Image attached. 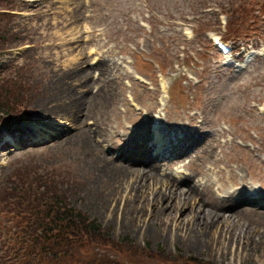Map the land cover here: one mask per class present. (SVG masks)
<instances>
[{
	"label": "rangeland",
	"instance_id": "obj_1",
	"mask_svg": "<svg viewBox=\"0 0 264 264\" xmlns=\"http://www.w3.org/2000/svg\"><path fill=\"white\" fill-rule=\"evenodd\" d=\"M220 13L239 20L226 57L211 42L226 37ZM0 15L7 16L0 22V146L12 124L34 129L28 138L36 141L24 147L14 131L11 146L0 147V210L19 185H55L112 241L133 248L93 258L90 249L76 248L66 264H264V244H235L228 234L205 228L209 219L193 217L235 189H219L217 182L213 198L204 192L201 185L215 181L218 169L225 177L236 174L249 188L247 197L264 205V0H0ZM202 18L205 32L197 25ZM55 93L81 103L50 117L65 125L56 132L55 126L43 128L35 114L36 105ZM167 129H184L188 143L201 146L174 159L177 146L167 163L149 171L155 182L144 181L135 165L130 197L117 175L110 178L104 159L122 165L124 152L167 153L170 147L149 149L157 131L166 133L163 141L176 142L179 133ZM69 136V143L52 142ZM167 178L182 191L194 185L201 195L170 196ZM183 199L193 213L178 224L170 205ZM153 210L154 220L138 222ZM5 215L0 264H13L20 249L12 246ZM225 224L264 238V216L256 211Z\"/></svg>",
	"mask_w": 264,
	"mask_h": 264
},
{
	"label": "bare ground",
	"instance_id": "obj_2",
	"mask_svg": "<svg viewBox=\"0 0 264 264\" xmlns=\"http://www.w3.org/2000/svg\"><path fill=\"white\" fill-rule=\"evenodd\" d=\"M164 87V85L162 86ZM45 89L47 90V85H45ZM56 96L57 93L51 94V96L47 95L46 98L42 99V101L40 102V106L36 105V115H38V118L36 119L41 126H43V128H48L51 126H55L57 131V128L61 129L62 127H64L65 125H63V123L61 122H52L50 119L53 118L52 115L60 113V112H65V111H73L75 108L80 107V100L77 97L76 102H71L69 101L67 98H64L63 100L59 98H57ZM68 100V101H67ZM51 117V118H50ZM154 120H157V118H155ZM154 129H158V127L154 126ZM168 130V129H167ZM183 131L179 130V129H169L168 131L170 132H178L179 134L177 135L176 138V142L174 140H172L171 138H166L165 141L164 140V136H166L165 134H161L159 131H157L156 133V137L155 139H153V141H151V146L149 147V149H153L155 146H159L160 149H166L167 147H170V151L167 153H159L158 155L152 156L150 154L147 153V150L145 148V150L143 152H133V154H128L127 152H124V155L126 158L123 160V164L120 165L118 164V162L114 159H107L105 158L104 160H106L109 164H107L106 166H108L107 168L109 169V175L110 178H115V176L117 175L118 178V182L121 181V183L119 185H124L125 189H128V195L131 197L130 192L132 189H130L131 184L136 182L134 180V171L136 170V168H133L135 165L139 166V168H141V176L143 177V180H148L149 182H155L157 180V177H154L152 174L149 173L150 170H153L156 168V166H159L161 162H164L165 160H167L168 157H172L175 151V149L178 146V150L175 151L174 154L175 158H178L179 153L183 152L185 154L189 152H195L201 145L196 146L197 145V140H193V141H189L191 136L188 133H185L184 129H182ZM14 131H18L19 133H17L18 138H19V144L23 145L24 147H26L27 145H33V143H35V140H29L28 137H33V130H31L29 127L26 126H15V125H11V127L9 129L5 130L4 135L6 137H4L5 142L1 144L0 147L2 146H6V145H10L11 146V137H12V133ZM49 132V131H48ZM52 132V131H51ZM54 132V133H55ZM33 133V134H32ZM40 134V133H39ZM51 134V133H50ZM61 137L63 136L64 133H58ZM23 135H25L26 137H22ZM195 138V137H194ZM54 137L49 136V140H53ZM71 140L70 136L66 137L64 140L58 141H52L53 143L57 145H62L64 143H69V141ZM22 142V143H21ZM113 143V142H112ZM145 143V142H144ZM182 143V144H181ZM188 143V144H187ZM38 144V143H36ZM181 144V145H179ZM148 146V145H146ZM115 145L111 144V149H114ZM153 147V148H152ZM121 155V156H122ZM190 155V154H189ZM189 155L187 156V158L189 157ZM120 156V155H119ZM216 159V158H215ZM191 160H189L190 163ZM215 164H218V160L216 159L215 161H213ZM167 163V162H164ZM163 163V164H164ZM174 163L173 160L170 161V164ZM162 164V165H163ZM223 171H225V169H218L216 170L214 173L217 175V179L215 181H212L209 184H204L201 185V187L204 189V192L206 194H208L209 197L213 198V193H212V187L215 185V183H219L220 186H218L219 189H225V190H234L228 195L229 199L228 200H217L216 197L214 196V198L216 200L211 201L212 203L214 202L215 204H211V206H208L207 208H202V209H198V211H194L193 213V208L189 205H187V200L183 199V201L178 200L177 202L175 200H172V205L171 208L174 209V214L171 216L172 221L175 223H180L181 219H185L187 217V212L189 214L193 213V217H198V218H205V219H209L206 223H205V228H209L211 230H214L215 232H217L218 235H225L228 234L230 239L233 241V243L237 244V243H252V244H257L259 245L260 243L264 244V238H260L261 236H257L255 238V236L253 235V231L247 230V231H243V230H236L234 228H230L229 225L225 224V221H228L229 219L236 217L237 214H241L243 216H246L249 212H257V215H259L260 217H263V213H264V205H260L258 203V201L255 200H251L250 198L247 197V193L249 191V188L247 186H242L240 180H237V176L236 174L232 175V177L229 175L228 177L224 176ZM229 172V171H228ZM196 175L200 174L195 170ZM129 178V181L127 182V177ZM227 176V174H226ZM167 181L171 182V184L168 182L166 183V189L170 188L171 190H169V194L168 195H172V196H176V194H179V192H182L183 195H185V198H189L191 197L192 199H194L195 197H197L198 195H201L198 192V188L194 185H192L190 188L183 190L182 189H178L177 187V182H175L174 180H171L169 178H167ZM207 183L209 182L208 180H206ZM230 186V187H229ZM138 188V187H137ZM136 188V189H137ZM138 190V189H137ZM136 191V190H135ZM135 194V192H134ZM133 194V195H134ZM195 196V197H194ZM235 198H245L242 199V204L241 201H239L238 203H231L228 202L231 199H235ZM210 202V203H211ZM115 209V207H113L111 210ZM260 209L262 211H260ZM154 210L153 212L150 211L147 213V215H144L142 217H138L137 220L138 222L141 223H147L150 222L152 220L155 219L154 217ZM193 219V221L189 222L191 224H193L195 222L196 219ZM183 221V220H182ZM199 241V239H198ZM200 243V241H199Z\"/></svg>",
	"mask_w": 264,
	"mask_h": 264
},
{
	"label": "trees",
	"instance_id": "obj_3",
	"mask_svg": "<svg viewBox=\"0 0 264 264\" xmlns=\"http://www.w3.org/2000/svg\"><path fill=\"white\" fill-rule=\"evenodd\" d=\"M224 14L227 19L225 39L230 36L236 37L240 30L239 20L229 21L227 13ZM6 17L0 15L2 24ZM202 20L205 21L204 18L199 19L197 25L200 31L205 32L207 28L203 27ZM2 30L3 26H0V32ZM48 185L35 184L32 186L35 189L28 187L24 190L22 185H19L6 198V202H1V207L5 209L0 211L7 214L0 216L5 215L11 219L8 228L12 230L15 239L12 246L17 243L20 249V252L11 257L13 264H66L72 259L76 248L90 249L88 256L92 258L104 250L114 254L133 252L132 247H121L117 241H112L100 224L68 203L65 192L55 185H53L55 188ZM36 187L43 188L40 190ZM7 202L10 203L9 208L5 205ZM8 250L7 253L11 254V250Z\"/></svg>",
	"mask_w": 264,
	"mask_h": 264
}]
</instances>
